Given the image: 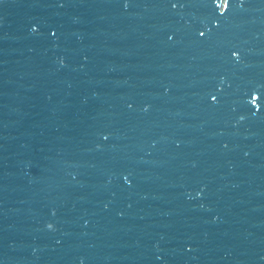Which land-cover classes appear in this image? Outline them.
<instances>
[{
	"label": "clouds",
	"instance_id": "1",
	"mask_svg": "<svg viewBox=\"0 0 264 264\" xmlns=\"http://www.w3.org/2000/svg\"><path fill=\"white\" fill-rule=\"evenodd\" d=\"M48 227H49V228H51L52 226H51V225H49Z\"/></svg>",
	"mask_w": 264,
	"mask_h": 264
}]
</instances>
